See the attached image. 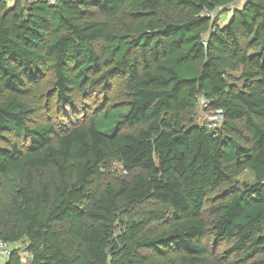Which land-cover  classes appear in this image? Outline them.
I'll list each match as a JSON object with an SVG mask.
<instances>
[{"label": "trees", "instance_id": "trees-1", "mask_svg": "<svg viewBox=\"0 0 264 264\" xmlns=\"http://www.w3.org/2000/svg\"><path fill=\"white\" fill-rule=\"evenodd\" d=\"M237 1L0 0L5 264H264V0ZM49 76L71 107L122 79L126 107L30 127ZM201 98L222 126L197 123ZM115 163L126 175L107 181Z\"/></svg>", "mask_w": 264, "mask_h": 264}, {"label": "rangeland", "instance_id": "rangeland-1", "mask_svg": "<svg viewBox=\"0 0 264 264\" xmlns=\"http://www.w3.org/2000/svg\"><path fill=\"white\" fill-rule=\"evenodd\" d=\"M246 1V0H245ZM238 3L233 7L235 9L241 8L243 2ZM7 4L12 7L15 4V0H7ZM100 19L107 20V18L99 17ZM232 14L230 11L220 14L218 16L219 25H226ZM243 68L241 67L238 71L229 70V83L236 89L244 87L245 81L242 79ZM51 77H45L38 83L34 84L33 92L31 97L27 100L28 104L33 108L34 112L30 118L29 126L36 127L40 125H53L58 131L69 126L70 121L81 123L88 119L93 114H100L104 110H117L121 111L126 107V95L124 89V81L122 79H114L112 87L105 97L99 90L94 92L92 95L79 96L76 93L71 95L75 99V106L65 105L62 101L57 99L53 86L51 84ZM197 123L209 125L210 123H217L218 126H222L223 115L219 111L211 110L210 106H205L203 100L199 102L198 109L194 115ZM7 141L10 145L20 144L22 145L24 140L16 138L11 135H7ZM105 178L107 181H116L118 178L126 175L121 165L118 163L109 164L105 168ZM253 176L250 172H245L241 177V182H252ZM100 186V185H99ZM98 186V187H99ZM224 188L215 192L212 197L222 195ZM0 193V197H1ZM211 203V202H210ZM154 208L153 204H148L138 210L142 215H145L148 211ZM168 224L165 223H153L148 226L147 234L154 235L159 230L166 228ZM14 248L19 247L14 245ZM224 250L223 246H220L217 253H222ZM2 263L0 259V264Z\"/></svg>", "mask_w": 264, "mask_h": 264}, {"label": "built area", "instance_id": "built-area-1", "mask_svg": "<svg viewBox=\"0 0 264 264\" xmlns=\"http://www.w3.org/2000/svg\"><path fill=\"white\" fill-rule=\"evenodd\" d=\"M47 1L51 5H54L57 3L58 0H47ZM238 1H244V0H238ZM207 15L210 16V14H207ZM211 17H214V15L212 14ZM201 100H203L206 107L209 106L206 100H204L203 98H201L200 101ZM209 127L210 128H217L219 126L217 123H210ZM13 246L14 245H12V244L6 243L4 241H0V259L2 261V264H5L6 262L9 261L10 257L12 256L13 250L15 249ZM21 257H22V261L24 263L27 259L31 258V254L23 251L21 253Z\"/></svg>", "mask_w": 264, "mask_h": 264}, {"label": "crops", "instance_id": "crops-1", "mask_svg": "<svg viewBox=\"0 0 264 264\" xmlns=\"http://www.w3.org/2000/svg\"><path fill=\"white\" fill-rule=\"evenodd\" d=\"M244 3V2H243ZM243 5V4H242ZM31 258L27 259L23 264H30ZM2 264V263H1Z\"/></svg>", "mask_w": 264, "mask_h": 264}]
</instances>
